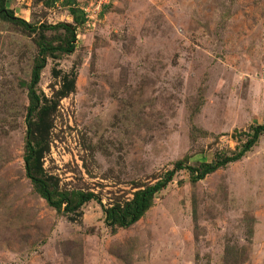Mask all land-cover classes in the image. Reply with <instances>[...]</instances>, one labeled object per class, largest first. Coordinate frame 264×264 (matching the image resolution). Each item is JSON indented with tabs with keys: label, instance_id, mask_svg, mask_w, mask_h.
I'll list each match as a JSON object with an SVG mask.
<instances>
[{
	"label": "rangeland",
	"instance_id": "374dc122",
	"mask_svg": "<svg viewBox=\"0 0 264 264\" xmlns=\"http://www.w3.org/2000/svg\"><path fill=\"white\" fill-rule=\"evenodd\" d=\"M46 1L8 5L35 23L73 21L65 1ZM36 37L0 17V264H223L228 244L245 247L242 264H264V135L197 182L178 171L129 228L112 233L102 206L264 122V0H114L79 25L73 53L48 59V96L54 67L77 72L43 165L61 189L99 195L79 216L58 213L26 176Z\"/></svg>",
	"mask_w": 264,
	"mask_h": 264
},
{
	"label": "trees",
	"instance_id": "16d2710c",
	"mask_svg": "<svg viewBox=\"0 0 264 264\" xmlns=\"http://www.w3.org/2000/svg\"><path fill=\"white\" fill-rule=\"evenodd\" d=\"M56 0H47L50 5ZM70 8L72 22L60 21L55 24L35 23L17 16L9 8V0H0V17L10 21L24 30L36 34L35 43L37 54L31 69V78L25 83L28 90V108L25 116L27 133L25 138L24 162L26 176L30 179L35 191L44 198L58 213L64 215H81L83 206L96 200L102 203L99 195L91 190H63L59 187L58 179L46 172L43 157L50 148L51 129L53 118L60 101L69 96L76 89L77 72H62L57 67L53 73L59 84L51 96L40 88L42 72L48 64L50 57L60 58L64 54H71L76 49L77 28L86 23L87 16L76 0H63ZM112 4L104 5L101 15ZM246 139L235 148H219L213 158L202 160L195 164L188 162L189 157L178 159L173 167L154 183L139 186L129 199L115 200L113 203L103 205L105 223L112 233L119 228H129L138 222L154 205L155 197L163 191L174 179L180 170H188L193 182L204 179L207 175L227 166L229 163L241 160L246 153L259 143L264 135V122L250 125L247 131L238 132ZM245 247L239 248L228 244L224 251L223 264H242L245 260L243 254Z\"/></svg>",
	"mask_w": 264,
	"mask_h": 264
},
{
	"label": "built area",
	"instance_id": "2783aa9c",
	"mask_svg": "<svg viewBox=\"0 0 264 264\" xmlns=\"http://www.w3.org/2000/svg\"><path fill=\"white\" fill-rule=\"evenodd\" d=\"M114 0H86V3L81 6L84 10L87 21H94L101 13L104 5L112 4Z\"/></svg>",
	"mask_w": 264,
	"mask_h": 264
}]
</instances>
